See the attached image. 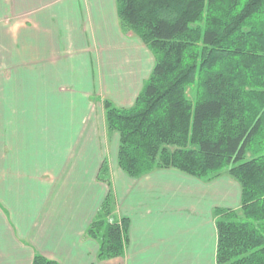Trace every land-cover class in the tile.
<instances>
[{"label":"crops","instance_id":"crops-1","mask_svg":"<svg viewBox=\"0 0 264 264\" xmlns=\"http://www.w3.org/2000/svg\"><path fill=\"white\" fill-rule=\"evenodd\" d=\"M0 1L12 25L0 31V52L19 63V82L2 86L0 264L35 255L58 264H216L214 209L239 208L238 182L175 168L132 178L117 164L103 101L130 107L154 57L120 27L115 0ZM102 165L114 218L128 221L122 255L105 259L86 234L108 191Z\"/></svg>","mask_w":264,"mask_h":264},{"label":"trees","instance_id":"trees-1","mask_svg":"<svg viewBox=\"0 0 264 264\" xmlns=\"http://www.w3.org/2000/svg\"><path fill=\"white\" fill-rule=\"evenodd\" d=\"M115 2L120 27L154 57L130 107L103 101L119 168L132 178L158 168L230 175L240 206L214 209L216 264H264V0ZM97 178L108 191L86 234L99 258L118 257L128 221L114 218L105 165ZM31 264L58 263L35 255Z\"/></svg>","mask_w":264,"mask_h":264},{"label":"rangeland","instance_id":"rangeland-1","mask_svg":"<svg viewBox=\"0 0 264 264\" xmlns=\"http://www.w3.org/2000/svg\"><path fill=\"white\" fill-rule=\"evenodd\" d=\"M2 2L0 1V31L2 32L5 30V26L11 27L12 25L9 23L8 16L6 17V13L3 12L2 9ZM7 55L4 57V55L0 52V122L2 118V102H3V85L9 84H17L18 81V68H19V63H18V55L17 54H12L7 52ZM7 57H10L9 60H6ZM2 59V60H1ZM6 67V68H5ZM188 95L190 97L193 96L191 91H188ZM109 173V171H108ZM115 210V204L113 206V214Z\"/></svg>","mask_w":264,"mask_h":264}]
</instances>
